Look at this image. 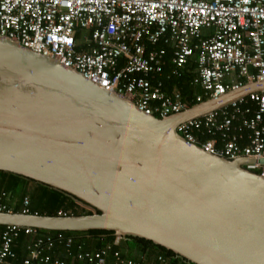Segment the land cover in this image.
Masks as SVG:
<instances>
[{
	"label": "water",
	"instance_id": "95a60500",
	"mask_svg": "<svg viewBox=\"0 0 264 264\" xmlns=\"http://www.w3.org/2000/svg\"><path fill=\"white\" fill-rule=\"evenodd\" d=\"M257 91L264 81L158 117L0 36V170L59 190L92 211H1L0 225L107 230L195 264H264V177L247 167L256 159L206 151L177 130Z\"/></svg>",
	"mask_w": 264,
	"mask_h": 264
},
{
	"label": "built area",
	"instance_id": "2783aa9c",
	"mask_svg": "<svg viewBox=\"0 0 264 264\" xmlns=\"http://www.w3.org/2000/svg\"><path fill=\"white\" fill-rule=\"evenodd\" d=\"M0 36L54 58L158 117L190 107L179 90H166L160 76L169 63L167 78L181 76L195 56L192 82L203 90L197 102L264 81V0H0ZM177 130L206 151L256 159L247 167L264 177V91L181 122ZM3 198L8 194H0V212L13 211ZM22 212H30L28 196ZM37 230L5 226L0 264H15L14 246L22 234L33 239L21 264H172L157 251L138 257L123 252L116 247L119 237L89 249L63 233H56V243ZM58 246L67 258L56 252Z\"/></svg>",
	"mask_w": 264,
	"mask_h": 264
},
{
	"label": "trees",
	"instance_id": "16d2710c",
	"mask_svg": "<svg viewBox=\"0 0 264 264\" xmlns=\"http://www.w3.org/2000/svg\"><path fill=\"white\" fill-rule=\"evenodd\" d=\"M172 54H168V61L171 60ZM195 56L192 57L188 63L190 71L185 72L181 76H173L167 78V74L172 69V64L166 65L164 73L160 76L165 81V87L168 92H172L177 89L181 92L183 99L188 103L189 106L197 103L196 97L198 94L203 93L202 88L193 84L192 80L195 75L194 69L196 67ZM207 98V96H204ZM251 105V104H250ZM209 136L203 135V140L208 139ZM32 186V187H31ZM8 194L9 198H3V202L11 207L13 211L23 210V201L26 196L30 199V212H38L40 214H58L60 211L67 214H82L92 213L91 210L78 204L73 198L66 195L65 193L53 189L47 185L36 182L32 179L24 176L5 172L0 170V194ZM5 226L0 225V236ZM39 236H50L58 242L56 233H63L67 237H72L75 246L83 244L86 248L97 249L104 246L107 243L115 242L117 236L112 231L107 230H90V231H56L38 229ZM25 235H21L14 246L15 251H18L17 244L22 243L25 239ZM33 239V238H32ZM59 245V243L57 244ZM121 248L123 252L130 255L147 254L151 252H160L165 254L172 262V264L185 263L186 260L180 256H177L174 252L167 250L166 248L157 246L151 241L130 237L127 240L121 238L120 245L116 246ZM17 253V259L14 260L15 264H21L24 256L20 257Z\"/></svg>",
	"mask_w": 264,
	"mask_h": 264
},
{
	"label": "crops",
	"instance_id": "0c3cea01",
	"mask_svg": "<svg viewBox=\"0 0 264 264\" xmlns=\"http://www.w3.org/2000/svg\"><path fill=\"white\" fill-rule=\"evenodd\" d=\"M26 238L24 239V241H22V243H20V244H17V247H18V251H17V253L20 255V257H22V256H26L27 255V244H29L30 242H31V240H32V237H30V236H25ZM92 249V248H91ZM56 252L60 255V256H62V257H64V258H67V254H66V251H65V249H63L61 246H58L57 247V249H56ZM18 255V256H19ZM23 257V258H24ZM69 257V259L70 260H75L72 256H68Z\"/></svg>",
	"mask_w": 264,
	"mask_h": 264
},
{
	"label": "rangeland",
	"instance_id": "374dc122",
	"mask_svg": "<svg viewBox=\"0 0 264 264\" xmlns=\"http://www.w3.org/2000/svg\"><path fill=\"white\" fill-rule=\"evenodd\" d=\"M32 187V186H31Z\"/></svg>",
	"mask_w": 264,
	"mask_h": 264
}]
</instances>
